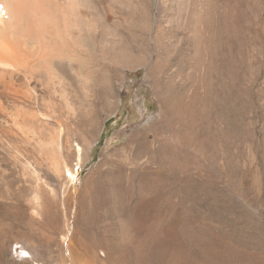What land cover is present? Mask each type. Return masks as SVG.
Masks as SVG:
<instances>
[{"label":"rangeland","instance_id":"obj_1","mask_svg":"<svg viewBox=\"0 0 264 264\" xmlns=\"http://www.w3.org/2000/svg\"><path fill=\"white\" fill-rule=\"evenodd\" d=\"M139 1L76 187L0 141V264H264V0Z\"/></svg>","mask_w":264,"mask_h":264},{"label":"bare ground","instance_id":"obj_2","mask_svg":"<svg viewBox=\"0 0 264 264\" xmlns=\"http://www.w3.org/2000/svg\"><path fill=\"white\" fill-rule=\"evenodd\" d=\"M141 2L0 0V141L11 157L23 162L33 150L36 168L46 161L59 179L76 187L90 159V142L78 139L73 125L86 120L90 136L100 125L96 96L104 106H115L118 60L129 57ZM33 202L41 205L37 191ZM20 253L24 261L32 257L23 245ZM90 263L85 257L77 261Z\"/></svg>","mask_w":264,"mask_h":264},{"label":"built area","instance_id":"obj_3","mask_svg":"<svg viewBox=\"0 0 264 264\" xmlns=\"http://www.w3.org/2000/svg\"><path fill=\"white\" fill-rule=\"evenodd\" d=\"M22 246L20 244H13L12 246V254L14 255V257H16L17 259H22L24 258L23 255L20 254V250H21Z\"/></svg>","mask_w":264,"mask_h":264}]
</instances>
